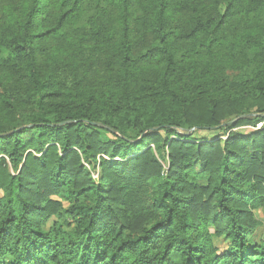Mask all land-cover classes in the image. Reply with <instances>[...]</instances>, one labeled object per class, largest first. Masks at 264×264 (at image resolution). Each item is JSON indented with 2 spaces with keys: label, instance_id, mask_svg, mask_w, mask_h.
<instances>
[{
  "label": "trees",
  "instance_id": "1",
  "mask_svg": "<svg viewBox=\"0 0 264 264\" xmlns=\"http://www.w3.org/2000/svg\"><path fill=\"white\" fill-rule=\"evenodd\" d=\"M247 114L264 0H0V264H264Z\"/></svg>",
  "mask_w": 264,
  "mask_h": 264
},
{
  "label": "water",
  "instance_id": "2",
  "mask_svg": "<svg viewBox=\"0 0 264 264\" xmlns=\"http://www.w3.org/2000/svg\"><path fill=\"white\" fill-rule=\"evenodd\" d=\"M251 117H260V118H264V114H261V115H254V114H247V115H240L234 119H232L231 121L227 122V123H224L222 124L221 126L217 127V128H221V127H229V126H232L234 124H236L238 121L240 120H244V119H247V118H251ZM68 123H71L70 121L68 122H65V123H62V124H59V125H52V126H63L65 124H68ZM93 126L97 127V128H100V129H105L107 131H109L110 133H115L112 129H110L109 127L105 126V125H102V124H98V123H94L92 124ZM28 127H31V126H28ZM217 128H214V129H217ZM194 131L191 130L190 132ZM140 139V138H139ZM138 139V140H139Z\"/></svg>",
  "mask_w": 264,
  "mask_h": 264
},
{
  "label": "rangeland",
  "instance_id": "3",
  "mask_svg": "<svg viewBox=\"0 0 264 264\" xmlns=\"http://www.w3.org/2000/svg\"><path fill=\"white\" fill-rule=\"evenodd\" d=\"M263 125V124H262ZM262 125H259L257 128H242V129H240L241 131H243V133L244 134H246L248 131H254V130H257V129H259ZM216 132H214V131H204V132H199L198 133V139H200V138H209V137H214V136H216ZM254 219H255V222H256V224L258 225V226H260L261 224H262V216H261V214L259 213V212H256L255 214H254Z\"/></svg>",
  "mask_w": 264,
  "mask_h": 264
}]
</instances>
